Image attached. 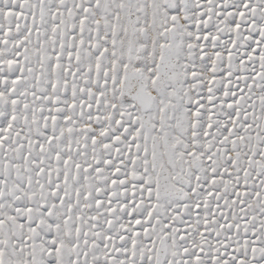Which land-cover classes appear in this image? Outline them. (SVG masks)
Segmentation results:
<instances>
[{"label": "snow or ice", "instance_id": "1", "mask_svg": "<svg viewBox=\"0 0 264 264\" xmlns=\"http://www.w3.org/2000/svg\"><path fill=\"white\" fill-rule=\"evenodd\" d=\"M0 264H264V0H0Z\"/></svg>", "mask_w": 264, "mask_h": 264}]
</instances>
